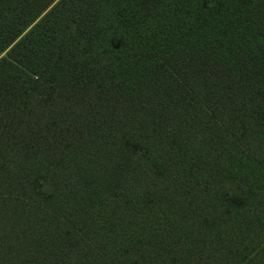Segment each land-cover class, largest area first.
<instances>
[{
    "label": "trees",
    "instance_id": "1",
    "mask_svg": "<svg viewBox=\"0 0 264 264\" xmlns=\"http://www.w3.org/2000/svg\"><path fill=\"white\" fill-rule=\"evenodd\" d=\"M0 264H264V0H0Z\"/></svg>",
    "mask_w": 264,
    "mask_h": 264
}]
</instances>
